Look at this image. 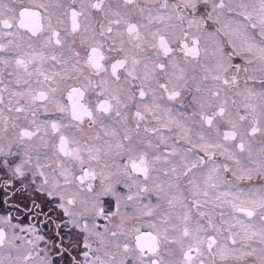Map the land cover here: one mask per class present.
I'll return each mask as SVG.
<instances>
[{"label":"snow or ice","instance_id":"6c2138e0","mask_svg":"<svg viewBox=\"0 0 264 264\" xmlns=\"http://www.w3.org/2000/svg\"><path fill=\"white\" fill-rule=\"evenodd\" d=\"M196 4L64 0L47 26L40 12L21 11L25 37L10 31L13 10L0 0V25L9 29L0 32V170L31 185L39 177L35 190L63 201L87 234L75 264L249 256L264 264V187H239L254 174L264 178V149L258 163L252 154L257 135L264 137V89L236 91L238 103L227 93L238 88L240 66L223 58L200 63V38L190 30L202 22L187 19L183 27L184 10L194 13ZM253 11L250 26L264 40V0ZM246 52L248 64H264V43H249ZM193 62V74L203 73L195 87L186 67ZM78 202L79 213L65 206ZM133 207L131 215L122 211ZM98 221L106 222L102 230Z\"/></svg>","mask_w":264,"mask_h":264},{"label":"flooded vegetation","instance_id":"af4514ba","mask_svg":"<svg viewBox=\"0 0 264 264\" xmlns=\"http://www.w3.org/2000/svg\"><path fill=\"white\" fill-rule=\"evenodd\" d=\"M63 2L64 0H4V3L13 10L11 17L13 28L10 29V31L15 32L17 35H23L25 37L29 36L30 32L28 27L22 28L19 26L21 19L19 13L25 8L30 11L40 12L42 16L41 23L47 26L48 17L52 16L55 18L59 14L58 6ZM179 2L180 0H169V4ZM220 3H223L224 7H217L215 11H213V5H218ZM42 4L48 5L47 11L44 8L39 7V5ZM152 6L155 8L158 7V4L153 3ZM219 13L223 16L235 15L237 17V20H235L234 17L230 18V27L234 28V30V23L243 24L248 22V29L251 30L252 28L250 24L254 21H248L245 16H239L235 11L234 6L229 4V0H208L207 3H205L204 0H197L194 13L190 8L184 10L183 15L186 19L183 22V27L185 29L187 28V19L195 18L202 22V27L199 31L195 28L190 30L191 32L196 33L200 38V63H203L201 62L203 56L202 50L205 51L206 46L210 48L213 43L218 50L222 49L221 52H224L221 58H224L225 62L240 66L241 71L238 74V87H240L243 85V82L253 80L250 79V77L260 78L261 76L254 74L252 71L247 74V72L243 71L244 68L248 69L249 67L246 61L243 58H234L237 51L231 46L228 40L229 36H225L223 32L225 26L220 18H218ZM174 23L177 25L180 24L179 21H174ZM4 31H9V29H4L3 26L0 25V32ZM253 31L255 34H258V40L263 42L264 40H262L259 35L258 29L255 28ZM204 36L206 39L210 37V39H208L209 42H205ZM212 39L215 41L212 42ZM218 41L220 42L219 44L216 43ZM204 58L205 56L203 59ZM210 60L216 62L218 56H216V59L213 56H210ZM186 67L189 75L193 74V69H198V65L195 62L186 65ZM229 74L236 73L234 70H230ZM251 74L254 75L252 76ZM202 75L203 73L201 72V76ZM193 82V87H195V83L199 82V78L197 79V77H193ZM5 83H7V81H5ZM236 89L228 92L227 95H229L231 99L237 100L239 103L241 97L236 96L234 94L235 92H233ZM5 97L7 102L6 94ZM65 103H67L66 100ZM186 111H191V109H186ZM262 140H264V137L257 135L252 145L253 159L256 160L257 163L262 155V149H264V144L261 143ZM183 146L189 147V145ZM216 160L218 163L225 162L224 158L220 156H217ZM200 175V173H197V177ZM224 178L229 180L234 179L231 176V173H224ZM39 184V177H37V183L31 185L26 180L13 178L10 174L0 170V230L5 233V242L3 245H0V248L11 246V241L8 240L11 238L10 233H14L15 236L12 237H14L15 240L13 241L18 244H23V247L18 252L17 264H37L38 262L44 264V261H51V264H75V261H83L82 254L86 251L84 243L87 234L82 232L80 228L73 223L72 217L65 215L63 209L59 206L63 203L59 197H49L45 193L35 190L39 187ZM239 187L243 188L245 191L264 187V178L254 174L252 180L240 181ZM185 195H188V193L186 192ZM149 200H151L153 204L156 203V198L154 196H146L144 198L145 203ZM65 206L75 213H79L81 210L79 202L76 205L65 204ZM122 211H127L131 215L135 212V208L133 207L127 210L122 209ZM217 211H220V209H217ZM42 215H45V217L42 218ZM76 219L81 224L83 223V220L78 215ZM144 219L145 223H147L150 218ZM98 223L100 224V230H102L106 222L98 221ZM148 230L147 227L142 229V231ZM38 237H43V239H38ZM88 243H90L93 248L97 247L95 238L88 240ZM253 246L256 247L258 251L261 247L258 244H253ZM26 256L29 257V259L25 260L24 257ZM129 264H131V261ZM217 264H258V261L256 257L249 256L241 261H236L231 258L226 262H220L218 260Z\"/></svg>","mask_w":264,"mask_h":264},{"label":"rangeland","instance_id":"374dc122","mask_svg":"<svg viewBox=\"0 0 264 264\" xmlns=\"http://www.w3.org/2000/svg\"><path fill=\"white\" fill-rule=\"evenodd\" d=\"M229 4L234 6L235 11L238 13L243 11L244 9L241 8V5H246L247 6V12L252 13L253 15V21H255L256 17H255V12L253 11V5L258 6L259 4V0H229ZM240 16V15H239ZM234 17L235 20H237V17L234 15L231 16H223L221 13H219L218 18H220L221 22L224 24V28H223V32L225 34V36H229V42L231 44V46L236 49V55L234 56V58L238 59H244L246 61V63L248 64L247 60H248V53L246 52V48L247 45L249 43H256V44H261L263 42L258 40L257 35L255 34L253 29L251 28L248 29V22L243 23V24H238V23H234L235 25V30L234 28L230 27V18ZM241 23V22H240ZM238 27V30H237ZM240 28V31H239ZM258 29V33L260 32L259 27H257ZM244 34V35H243ZM205 42H209L208 39H210V37H208L206 39V37L204 36ZM212 42L215 41L214 39L211 40ZM217 44H219L220 42H216ZM232 48V49H233ZM222 49L218 50L212 43V46L209 48L206 46L205 51L202 50V60L201 62H203V64L211 66L213 64H215V62L212 60H210V56H213L216 59V56H218V59H221V56L224 54V52H221ZM239 53V54H237ZM205 56V58L203 59V57ZM224 59V58H223ZM248 71L247 74L249 72H253L254 74H257L258 76H261L260 78H254L253 80H248L243 82V85H241L240 87H238L236 90H234L233 92L236 91H243L245 88H250L253 89L254 91H261L262 89H264V84L261 83L262 80H264V64H262L258 59H253L251 64H248ZM254 74H251L252 76ZM190 76L192 77H197L200 78L201 76V72H198L197 74H191ZM194 83V82H193ZM196 84V83H195ZM235 94V93H234ZM232 95V94H231ZM42 214V212H41ZM45 215H42V218H44ZM0 221H1V217H0ZM8 224V223H7ZM9 225V224H8ZM11 238L8 241H11V246L10 247H2L0 248V261L3 262V264H17V260H18V252L19 250L23 247V244H18L16 243L14 239L15 234L10 233ZM28 264V263H27ZM37 264H42L40 262H38Z\"/></svg>","mask_w":264,"mask_h":264}]
</instances>
